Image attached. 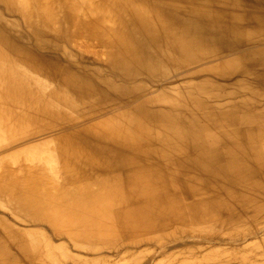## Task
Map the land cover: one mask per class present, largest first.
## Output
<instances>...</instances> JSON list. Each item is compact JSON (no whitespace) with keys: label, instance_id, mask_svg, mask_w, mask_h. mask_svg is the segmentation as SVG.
<instances>
[{"label":"bare ground","instance_id":"bare-ground-1","mask_svg":"<svg viewBox=\"0 0 264 264\" xmlns=\"http://www.w3.org/2000/svg\"><path fill=\"white\" fill-rule=\"evenodd\" d=\"M0 264H264V0H0Z\"/></svg>","mask_w":264,"mask_h":264}]
</instances>
